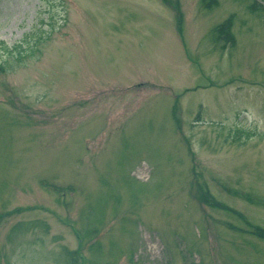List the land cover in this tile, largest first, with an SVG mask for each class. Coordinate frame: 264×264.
<instances>
[{
	"label": "rangeland",
	"instance_id": "obj_1",
	"mask_svg": "<svg viewBox=\"0 0 264 264\" xmlns=\"http://www.w3.org/2000/svg\"><path fill=\"white\" fill-rule=\"evenodd\" d=\"M0 49V264H264V0H0Z\"/></svg>",
	"mask_w": 264,
	"mask_h": 264
},
{
	"label": "trees",
	"instance_id": "obj_2",
	"mask_svg": "<svg viewBox=\"0 0 264 264\" xmlns=\"http://www.w3.org/2000/svg\"><path fill=\"white\" fill-rule=\"evenodd\" d=\"M40 38V37H39ZM17 46H15L16 48ZM5 49L8 50L9 52L12 51V49H9L7 46H5ZM1 50V49H0ZM19 57H21V52L18 51ZM6 70V65L4 62H2L1 58H0V72H3ZM264 235V234H263Z\"/></svg>",
	"mask_w": 264,
	"mask_h": 264
}]
</instances>
